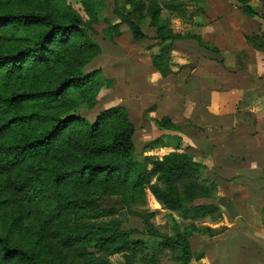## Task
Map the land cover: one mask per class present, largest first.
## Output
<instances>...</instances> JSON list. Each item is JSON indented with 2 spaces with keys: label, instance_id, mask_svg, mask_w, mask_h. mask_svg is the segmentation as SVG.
I'll use <instances>...</instances> for the list:
<instances>
[{
  "label": "trees",
  "instance_id": "obj_1",
  "mask_svg": "<svg viewBox=\"0 0 264 264\" xmlns=\"http://www.w3.org/2000/svg\"><path fill=\"white\" fill-rule=\"evenodd\" d=\"M10 1L0 0V222L7 232L0 234V264H115L116 258L119 264H157L165 250L180 251V256L172 258L177 264L202 260L204 254L195 255L190 243L194 233L202 234L196 225L186 226L185 235L173 240L154 224L153 214L132 212L143 228H129L114 205L100 202L88 211L80 194L65 190L69 183L83 188L116 182L141 194L150 190L165 210L193 223L218 213L213 223L223 217L217 206L194 205L199 199L212 198L217 184L204 176V165L183 151L182 129L169 118L155 121L164 134L148 150L174 151L162 159L144 156L139 161L136 130L125 108L105 112L94 124L55 112L71 94L100 93L105 82L99 72L66 77L55 73L80 33L82 21L76 15L63 22L46 12H15L8 7ZM224 1H236L246 16L260 20L247 0ZM156 2L151 0L148 16L162 42L192 39L205 51L221 55L201 36H184L159 24ZM124 20L136 41L146 38L133 14ZM30 30L39 31L33 39L23 36ZM20 43L26 44L17 46ZM153 60L161 78L184 67L175 72L171 59L155 56ZM108 120H122L125 127L103 142L101 131ZM19 230L26 232L27 247L11 242L10 235ZM206 231L212 237L215 229L206 227Z\"/></svg>",
  "mask_w": 264,
  "mask_h": 264
},
{
  "label": "rangeland",
  "instance_id": "obj_2",
  "mask_svg": "<svg viewBox=\"0 0 264 264\" xmlns=\"http://www.w3.org/2000/svg\"><path fill=\"white\" fill-rule=\"evenodd\" d=\"M216 1L222 3L221 0ZM179 2L182 5L181 7H178V0H157L159 24L166 25L167 30H172L177 34L195 35L191 33L194 27L191 16L196 11H204L205 6L201 7L197 0H180ZM173 3L176 7L170 5ZM7 4L9 9L15 12H46L63 22L69 21L72 15H76L82 21L80 33L76 35L70 50H67L68 53L64 62L55 68V73L60 77H66L70 74L89 75L99 72L105 82L101 83L100 93L94 95L86 93L71 94L63 104L57 107L55 112L61 113L63 118L76 117L94 124L105 112L117 107L125 108L129 114L130 122L136 130L134 142L139 161H142L144 156L162 159L165 155L174 151L172 148V150H148L149 144L164 134L157 128L156 120L169 118L177 125L170 117H164L169 113V109L167 106L168 100H164L166 96H163V94L170 88L167 79L173 74L161 78L153 65L155 56L171 59L172 71L177 72L181 66H185L184 73L181 72V77L187 78L189 82L183 89L182 96H189V92L194 89L192 80L196 70H200L205 78L212 76V73L222 82L220 85L223 88L226 87L227 80L230 82L234 78V76H231L233 70L228 69L226 64L221 65L222 61L226 62L229 56L231 61V54L222 52L221 55H216L209 53L200 48L197 41L192 39L162 42L157 34V27L152 23V16H148L152 4L151 0H74L68 3L13 0ZM210 6L213 9L212 13L217 12L220 15L240 14L244 16L236 1L228 3L223 8L214 3L206 4V9L208 10ZM129 14H133V19L141 24L146 36L145 39L141 41L134 39L129 27L124 23V19ZM209 14H211L210 11ZM167 30L164 31L165 34ZM38 32V30H30L23 36L33 39ZM2 44L3 42L0 41V49ZM24 44L26 43H20L17 46ZM94 45L96 47H93ZM240 73L241 69H236L234 72L235 76H238L237 80L234 79L237 83H241L239 80H241L242 74ZM183 81L184 79L181 81L176 79L177 83L183 84ZM208 84V80L203 83V85L209 86ZM193 118L197 125L193 121H189L187 125L193 130L197 129L198 126L200 130V128H205L207 124H210L209 118L198 116ZM218 121L216 125H220L222 128L234 125V123L229 122L230 120L224 118ZM124 127L125 122L122 120L106 121L102 127L101 140L109 142L112 136ZM179 127L184 133V127ZM184 136H182L183 140H185ZM182 148L183 151L190 153L185 141ZM215 183L217 186L214 189V196L210 199H199L194 205L219 206L218 200L224 199L226 187L225 184L222 186L220 181L215 180ZM65 190L70 194H80L83 197L82 206L88 211L96 209L100 202L106 203L107 206L114 205L118 210L119 218L124 220L129 228H143L142 220L133 216L132 212L153 214L154 224L173 240L185 235L186 226L196 225L202 234L194 233L190 239L191 248L195 255L203 253L204 258L200 261L193 259L190 264H218L215 254H219L221 250L225 252L223 255H218L219 263L229 264L232 260H236V256L232 252L234 247L232 239H226L225 234L228 229L235 225L240 226L241 221L234 223L226 215L227 221L223 212L222 216L224 218L222 217L218 223H213L212 220L218 219L221 215L219 213L212 219L209 217L205 221L193 223L190 219L183 218L178 212L165 210L162 203L150 190L145 191V194H141L130 186H121L116 182H111L108 185L97 182L92 186L83 188L69 183L65 185ZM240 190L242 191L241 188ZM258 199L253 198V200ZM206 227L215 229L212 237L206 231ZM0 234H7L1 222ZM10 239L12 244L16 246L27 247L28 237L23 230L14 232L10 235ZM226 244L229 247H225ZM180 254L179 250L175 252L165 250L160 255L157 264H177L172 258L178 257ZM212 255L213 261L210 259ZM138 261L143 262V257H139ZM114 263L119 264L120 259L116 258Z\"/></svg>",
  "mask_w": 264,
  "mask_h": 264
},
{
  "label": "crops",
  "instance_id": "obj_3",
  "mask_svg": "<svg viewBox=\"0 0 264 264\" xmlns=\"http://www.w3.org/2000/svg\"><path fill=\"white\" fill-rule=\"evenodd\" d=\"M221 1L197 0L205 10L191 16L194 22L191 33L201 36L221 53L232 55L231 61L229 56L221 65L232 69L234 78L227 80L223 88L212 73L205 78L196 70L192 80L194 89L189 96H182L189 82L181 77L184 66L167 79L170 88L163 96L168 100L169 113L164 117L184 127L180 137L185 134L183 142L189 154L206 167L205 177L225 184L224 199L218 200L217 207L227 221L226 215L234 223L241 221L240 226L235 225L225 234L226 239H232V252L236 256L229 264H264V0H247L260 20L251 19L242 11L244 16L212 13L211 6L209 14L206 4L223 8L230 3ZM236 69H241V83L234 81L238 79L234 74ZM176 79H184V83H177ZM207 80L209 86L203 85ZM194 116L209 118L210 124L193 130L187 125L189 121L195 123ZM223 118L234 125L228 128L216 125ZM224 252L215 254L218 264H223L219 263L218 255ZM210 259L213 261V255Z\"/></svg>",
  "mask_w": 264,
  "mask_h": 264
}]
</instances>
